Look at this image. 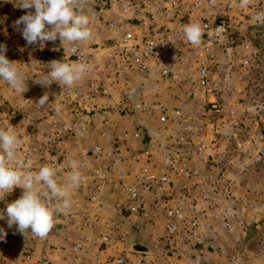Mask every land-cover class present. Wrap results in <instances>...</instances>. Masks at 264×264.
Listing matches in <instances>:
<instances>
[{
  "label": "rangeland",
  "instance_id": "obj_1",
  "mask_svg": "<svg viewBox=\"0 0 264 264\" xmlns=\"http://www.w3.org/2000/svg\"><path fill=\"white\" fill-rule=\"evenodd\" d=\"M19 2L0 0V44L6 45V57L25 73L28 87L42 64L45 66L47 62L67 57L65 53L47 49L40 51L39 45L26 43L14 26L15 21L35 10L21 9L17 6ZM219 5L220 13L230 19L232 26L228 39L215 46L217 65L213 77L217 84L216 97L224 107L221 116L209 111L198 98L185 95L191 86V58L185 52L172 58L177 66V73L172 78L150 73L130 75L128 82L121 83L109 75L105 68L108 59L104 49L113 42L114 36L100 30L102 22L100 28L95 27L104 33L97 43L101 46L100 51L95 55L86 54L93 58L88 63L90 71L82 78V81H88V86L84 82L79 86L84 91L82 98L86 95L87 98L82 99L81 106L72 102L80 115L69 119L58 117L52 123H56L53 130L39 133L31 124L35 118L31 116L35 103L30 98L31 94L28 95L27 91L22 95L16 93L0 80V129L18 136L21 159L28 162L33 171L43 165L53 167L58 181L65 186H68L67 178L74 165H79L82 177L78 187L68 186L71 207L67 211H56L54 227L45 238L34 236L30 230L25 234L19 233L24 242V246L19 248L9 235L16 226L9 229L6 220H0V228L8 233L5 240L0 241V264H69L70 248L91 234L85 218L93 213L97 218V234L107 236L108 240L104 244L85 247L82 264H174V261L158 262L155 257L163 235L165 203L199 217L203 229L219 249L218 253L192 255L189 261L217 264L219 259L223 264H259L243 262V258L249 260V253L240 259V242L236 233L228 234H231V244L225 250L229 251L223 250L222 243L228 236L227 229L221 228V222L228 218L236 226L240 222L241 228H248L254 220L249 217V210L264 204V24H255L245 15L239 1L222 0ZM82 7L89 18L95 20L94 13L98 8L105 11L103 20H110L111 14L117 13L121 20L126 19L135 25L139 34L144 33L148 26L150 14L162 22V13L168 12L170 19L163 22L171 32L180 29L188 14L196 15L188 0H83ZM123 9L128 11L124 14ZM133 13L144 16L146 23L139 21L140 17L135 19ZM89 28L94 30L93 26ZM58 40L45 42L42 48L60 46L56 44ZM245 44L257 52L256 59L248 66L241 63L247 54L242 49ZM70 55L73 57L71 52ZM94 70L98 73L96 78H93ZM92 81L97 83L94 91L100 94V98L106 97L96 103L89 102L93 93ZM177 110L180 111L179 116L172 119L173 112ZM16 115L25 116V120L19 122ZM161 117H166V120L161 121ZM65 121L76 130L65 131ZM233 122H238V126ZM81 124L88 128L84 130ZM79 142L83 149L77 148ZM93 145L101 146L102 166L112 175L121 171L130 175L148 162L157 172L169 173L173 181L165 191H160L155 184L143 187L140 180L130 179L141 190L143 199L139 212L131 213L126 208L127 198L111 188L117 179L113 184H107L99 208H93L89 202V173L79 161L81 151ZM200 145L210 146L211 150L200 154L197 149ZM69 149L70 154L66 153ZM64 159L68 160L64 162ZM184 164L206 170L214 178L221 179L220 185L229 186V196L224 197L217 191L218 205L210 208L202 202L195 180L186 179ZM22 192V188H14L6 202H14ZM5 207L6 203L0 202V210ZM60 220L66 222V226L70 225L69 231L64 230L65 235L61 234L63 223ZM132 242L144 243L150 252H133ZM244 245L247 251L254 253L261 249L253 239H248ZM118 260L123 261L118 263Z\"/></svg>",
  "mask_w": 264,
  "mask_h": 264
},
{
  "label": "built area",
  "instance_id": "obj_2",
  "mask_svg": "<svg viewBox=\"0 0 264 264\" xmlns=\"http://www.w3.org/2000/svg\"><path fill=\"white\" fill-rule=\"evenodd\" d=\"M222 0H188L191 9L196 12L193 16L187 15L184 24L180 29L174 32L169 31L165 27L163 21L170 19L168 12L162 13V22L158 18L150 14L148 17L149 24L144 33L139 34L126 19H110L103 20V8H98L94 13L97 21L102 22L100 30L114 36L113 42L104 49L107 55V64L105 68L109 75L117 78L121 83L129 81V76L148 75L156 73L161 78H172L177 73V66L172 62V58L180 52H185L190 56V88L186 90L187 98H198L203 106L217 116L224 114V107L219 103L217 94V84L214 80V69L217 65L215 46L226 41L231 31L230 19L220 13L219 3ZM239 0H235L238 2ZM128 9H123L122 13H126ZM248 17L256 24L258 21L255 16L264 12V0H252L251 3L243 9ZM119 15V14H118ZM140 14L133 13L135 19ZM199 23L204 29L205 35L199 45H192L185 41L183 35V27L189 23ZM219 27V28H218ZM176 37V38H174ZM78 48V53L72 56L75 60H81L87 64L93 59L91 55L82 53ZM246 51V58L242 60L243 66H248L254 61L257 52L248 45H243ZM51 104V101H48ZM53 110L52 108L49 111ZM180 111H174L172 119H176ZM232 116V112H231ZM161 121H165L166 117H161ZM234 126H238V122H233ZM65 131H74L75 127L63 128ZM62 131V129H59ZM198 153L211 150L210 146H198ZM79 161L88 173L90 179L89 202L93 208H99L101 197L104 195L107 184L111 185L118 179V182L111 187L125 196L128 200V210L131 213H138L143 205V199L140 189L130 179L140 180L143 187L155 184L160 191H165L172 183V176L169 173L157 172L148 162L139 170H134L128 175L121 171L118 174H111L103 166V152L101 146L93 145L86 151H81ZM184 175L195 180L197 189L199 190L202 202L208 204L214 209L218 205L215 193L218 191L222 196H229V186L224 184L219 178H214L210 172L199 170L196 166L191 167L184 164ZM116 178V179H114ZM85 181V177L83 178ZM163 235L156 251V259L158 262H172L188 260L192 255H200L209 252L219 251L215 246L208 233L205 232L202 222L196 215L170 206L165 203L163 209ZM216 218L218 217L215 216ZM97 218L96 214L88 215L85 223L91 230V234L85 237L83 241L74 244L70 248L71 257L69 264H82L85 247H91L97 243L104 244L108 237L97 234ZM229 229V225L224 226ZM99 236V237H98ZM123 260H118L121 263ZM217 264H223L219 259Z\"/></svg>",
  "mask_w": 264,
  "mask_h": 264
},
{
  "label": "clouds",
  "instance_id": "obj_3",
  "mask_svg": "<svg viewBox=\"0 0 264 264\" xmlns=\"http://www.w3.org/2000/svg\"><path fill=\"white\" fill-rule=\"evenodd\" d=\"M239 3L241 8H245L250 0H239ZM82 4L83 0H20L18 7L34 8L35 11H28L15 21L14 26L28 45L42 48L45 42L55 43L59 39L63 44L68 42L76 55V45L92 35L90 18ZM255 19L264 24V12L258 13ZM183 35L187 43L199 45L205 32L199 23L190 22L183 27ZM6 51V45L0 44V80L22 95L28 90V79L16 63L6 57ZM49 64L52 82H57L62 88L74 87L90 71V66L81 60L71 64L53 60ZM48 100L49 96L45 93L37 104L43 108ZM55 110L59 112L60 106L57 105ZM19 148L18 136L0 129V202L6 203V207L0 210V220H6L9 229L16 226V231L21 234L30 230L34 236L43 239L54 227L56 211H67L71 207L68 186H79L82 179L79 165H74L67 178L68 186H65L58 181L53 167L43 165L36 171L31 170L28 162L19 156ZM16 187L23 189L22 195L7 203L6 197ZM57 202L60 203L57 205ZM7 234L5 229L0 228V241L5 240Z\"/></svg>",
  "mask_w": 264,
  "mask_h": 264
},
{
  "label": "crops",
  "instance_id": "obj_4",
  "mask_svg": "<svg viewBox=\"0 0 264 264\" xmlns=\"http://www.w3.org/2000/svg\"><path fill=\"white\" fill-rule=\"evenodd\" d=\"M112 19H119V16L117 13H112ZM109 17V16H108ZM139 21H141L142 23H146L147 19H145L144 16L139 18ZM141 23V24H142ZM89 26H93V29L91 30V38L83 41V42H79L77 44V46L79 47L80 51L84 54H91V55H95L100 51L101 46L97 43L100 42V40L103 38L104 33L102 32H98L97 29H95V27H99L100 28V22L96 21L95 19H90V24ZM137 26V24H136ZM94 33V34H93ZM56 44L60 45V46H53V48L50 47H45V48H39L40 51H44V49L51 50V51H56L55 53H65L66 54V59L68 60H64V58L61 57V62H67V63H72L73 61H76L74 59V57H71L70 55V45L68 44V42H63L58 40V42H56ZM61 47V48H60ZM58 51V52H57ZM54 53V52H52ZM50 53V54H52ZM42 61V60H41ZM43 63V62H42ZM93 65V64H92ZM50 68L51 65H49V62H47V64L45 66H41V68H38L36 70L35 75L33 76V82L31 83L30 86H28V90H27V94L30 95V98H33L32 101H34V105H33V109L31 112V116L35 117L34 118V122L31 123L29 122L30 120H28L29 123H31L33 125V127L37 128L38 132L41 133L42 131H51L54 129V126L56 125V123L54 125H52V123H54L56 121V119L58 117L62 118V119H69V118H73L78 114L74 109L76 107V104H73L72 102H78L79 106L82 105V99H86L87 95L84 96L82 98V95L84 93L83 90H81L79 88V86H83V82L84 85L88 86V81H82V79L77 82V84L72 87V88H62L57 82L53 81L52 82V78L50 76ZM92 74V73H91ZM89 74V76L91 75ZM94 77L96 78L98 76V73L96 70L93 71ZM88 76V77H89ZM85 77V75H84ZM92 78V77H91ZM87 79V78H86ZM92 85H93V93L91 94L92 96H90V100L89 102L92 103H96L102 99H105L106 97L100 98V94L96 93L94 91L95 86L97 85L96 82L92 81ZM45 85H42V84ZM47 93L49 96V100L51 101V104H47L45 107L41 108L37 103L39 101V99L45 94ZM90 93V90H89ZM88 93V94H89ZM57 105L60 106V111L57 112L55 109L57 107ZM45 108V111H43ZM53 109L51 111H49V109ZM94 109V108H92ZM45 112V113H44ZM44 114V115H43ZM17 118H19V122H21L22 120H25V116H21V115H16ZM5 117H7V115H5ZM4 117V118H5ZM15 117V116H13ZM16 118V117H15ZM29 119V118H28ZM21 120V121H20ZM66 123V127H70L71 125ZM36 124V125H35ZM81 126L83 127V129L85 130L86 128H88L87 125L85 124H81ZM77 131L79 133H81L80 129L77 128ZM77 148L83 149L84 147L81 146L80 142L77 145ZM62 152V151H61ZM68 154H70V149L66 152ZM68 159H64V162H66ZM242 210V209H241ZM244 212V209H243ZM246 213V212H244ZM249 217H253V224H251V226H249L248 228H246L247 226H243V228L240 227V222L237 224L235 222H231L230 219L227 218V220H225L223 218L222 222H221V228L223 230H226L224 228V226L226 224L229 225V229L226 230L227 232V236L229 233H236L239 236V242L240 244H238V248H239V252H238V256L240 257V259H242L243 257H245V255L247 253H249V255L247 254V256L249 257V260H247V258H243V262L247 261L246 263H252V261H255L256 263L264 264V204H259L257 206H255L253 209L249 210ZM63 223V230L61 231L62 235L64 234V230L69 231L70 230V225L64 224L66 222H63L62 220H60ZM245 221V219H244ZM244 225L246 224L245 222H243ZM238 229V230H237ZM237 230V232H236ZM230 234V235H231ZM65 235V234H64ZM230 235L228 237H225V241L222 243L223 246V250L226 251L225 249H227L228 247H230ZM251 240L253 239L255 242L257 241V243H259V246H257L258 249H260L259 252H252V251H247V248L245 247V243L247 240ZM258 245V244H257ZM223 251V252H224ZM229 250H227L226 252H228ZM43 256V254H41ZM174 264H211L210 262H199V261H189V260H182V261H174Z\"/></svg>",
  "mask_w": 264,
  "mask_h": 264
},
{
  "label": "water",
  "instance_id": "obj_5",
  "mask_svg": "<svg viewBox=\"0 0 264 264\" xmlns=\"http://www.w3.org/2000/svg\"><path fill=\"white\" fill-rule=\"evenodd\" d=\"M9 235L11 236L16 246H18L19 248H22L24 246V242H23L21 235L15 229L10 230ZM131 250L137 253H149L150 252L149 248L144 243H141V242H132Z\"/></svg>",
  "mask_w": 264,
  "mask_h": 264
}]
</instances>
